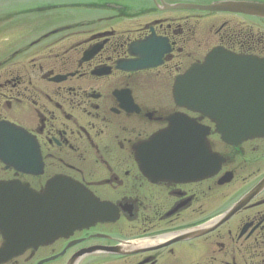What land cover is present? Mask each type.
<instances>
[{"label":"flooded vegetation","instance_id":"af4514ba","mask_svg":"<svg viewBox=\"0 0 264 264\" xmlns=\"http://www.w3.org/2000/svg\"><path fill=\"white\" fill-rule=\"evenodd\" d=\"M225 2L264 4L0 0V203L58 228L67 195L76 222L0 264H264V138L174 93L215 47L264 59V18L193 8Z\"/></svg>","mask_w":264,"mask_h":264},{"label":"water","instance_id":"95a60500","mask_svg":"<svg viewBox=\"0 0 264 264\" xmlns=\"http://www.w3.org/2000/svg\"><path fill=\"white\" fill-rule=\"evenodd\" d=\"M193 8L264 18V4L258 3L225 2ZM174 93L179 107L206 116L226 144L239 145L248 140L264 138V59L215 48L202 63L192 65L185 75L177 78ZM170 132L169 129L166 132L168 135H156L150 142L170 143ZM193 144L195 146V140ZM209 155L211 159L213 155ZM209 167L211 173V161ZM55 184L62 185L58 182ZM3 200L5 204L0 203V231L6 242L0 255L7 258L20 255L29 248L50 244L53 239L67 236L75 229L73 198L67 195L60 198L64 213L58 228L53 227L51 221L48 228L31 226L25 211L18 208L16 215L10 199Z\"/></svg>","mask_w":264,"mask_h":264},{"label":"rangeland","instance_id":"374dc122","mask_svg":"<svg viewBox=\"0 0 264 264\" xmlns=\"http://www.w3.org/2000/svg\"><path fill=\"white\" fill-rule=\"evenodd\" d=\"M211 47H213V46H210L209 48H211ZM207 51V50H206ZM206 51H204L202 54H204ZM196 53H194V55H195ZM202 54H200V55H198L197 56V58H200L201 56H202Z\"/></svg>","mask_w":264,"mask_h":264}]
</instances>
